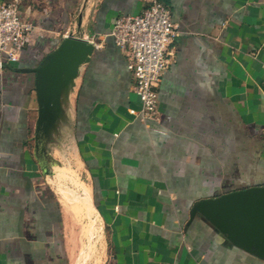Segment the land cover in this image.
I'll return each mask as SVG.
<instances>
[{"label": "crops", "instance_id": "obj_1", "mask_svg": "<svg viewBox=\"0 0 264 264\" xmlns=\"http://www.w3.org/2000/svg\"><path fill=\"white\" fill-rule=\"evenodd\" d=\"M18 1L33 29L0 69V264H89L92 216L93 264H264L188 225L199 200L264 186V0H161L180 35L148 122L109 34L150 0ZM69 35L90 46L64 52Z\"/></svg>", "mask_w": 264, "mask_h": 264}, {"label": "built area", "instance_id": "obj_2", "mask_svg": "<svg viewBox=\"0 0 264 264\" xmlns=\"http://www.w3.org/2000/svg\"><path fill=\"white\" fill-rule=\"evenodd\" d=\"M33 26L19 14V1L0 9V69L17 63L29 42ZM126 55L128 69L139 97V116L148 122L158 113V96L163 77L175 58V42L180 33L170 9L161 0H150L137 15L115 19L109 34Z\"/></svg>", "mask_w": 264, "mask_h": 264}, {"label": "water", "instance_id": "obj_3", "mask_svg": "<svg viewBox=\"0 0 264 264\" xmlns=\"http://www.w3.org/2000/svg\"><path fill=\"white\" fill-rule=\"evenodd\" d=\"M73 46L90 45L87 40L69 35L64 39L63 51ZM195 219L212 226L231 247L264 262V186L199 200L192 207L188 225Z\"/></svg>", "mask_w": 264, "mask_h": 264}, {"label": "rangeland", "instance_id": "obj_4", "mask_svg": "<svg viewBox=\"0 0 264 264\" xmlns=\"http://www.w3.org/2000/svg\"><path fill=\"white\" fill-rule=\"evenodd\" d=\"M87 216L89 217V213ZM86 225H87V227H86ZM84 226L89 233V237H88V240L84 239V243H86L87 246L85 248L83 246V249L87 250V247H88L89 264H91L93 259H94L95 254H96V251H97V245H96L97 243L96 244H94V243L97 242L98 238L101 239L100 238V231L97 232L99 226L95 221V217H93V216H92V218H88V221L83 224V227ZM83 227L78 229L79 233H81V231L83 230ZM86 240H87V242H86ZM81 253H82V251L78 252L79 255Z\"/></svg>", "mask_w": 264, "mask_h": 264}, {"label": "bare ground", "instance_id": "obj_5", "mask_svg": "<svg viewBox=\"0 0 264 264\" xmlns=\"http://www.w3.org/2000/svg\"><path fill=\"white\" fill-rule=\"evenodd\" d=\"M83 186H84V185H83ZM83 186H82V188L84 189ZM83 191H86V188H85V190H83ZM100 257H101V250L96 251V254H95V256H94L95 260L99 259ZM92 264H93V263H92Z\"/></svg>", "mask_w": 264, "mask_h": 264}]
</instances>
